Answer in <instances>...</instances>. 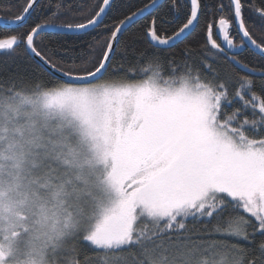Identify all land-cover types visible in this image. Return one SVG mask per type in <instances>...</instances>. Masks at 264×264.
Returning a JSON list of instances; mask_svg holds the SVG:
<instances>
[{"label":"snow or ice","instance_id":"6c2138e0","mask_svg":"<svg viewBox=\"0 0 264 264\" xmlns=\"http://www.w3.org/2000/svg\"><path fill=\"white\" fill-rule=\"evenodd\" d=\"M0 25V264H264V0H23ZM60 33L93 38L60 60Z\"/></svg>","mask_w":264,"mask_h":264},{"label":"trees","instance_id":"16d2710c","mask_svg":"<svg viewBox=\"0 0 264 264\" xmlns=\"http://www.w3.org/2000/svg\"><path fill=\"white\" fill-rule=\"evenodd\" d=\"M73 0H65V3L71 4ZM23 3V0H0V17H3L5 20L11 19L14 15L19 13L20 6ZM44 3H47V0H44ZM78 9H74L73 12H77ZM73 18L72 16H69V19ZM2 29V28H0ZM251 29L255 30L257 34L260 30L259 23H254L251 25ZM26 30V29H23ZM215 32V29H214ZM3 34H9L7 31H0V35ZM95 35V34H93ZM92 36H82L81 38H77V35L70 36V35H54L51 37L45 38V43L48 47H53L56 49H59V52L57 53V57L60 60L67 59L68 53L66 50L69 49H81L87 48L88 43L92 40ZM214 38H217L214 36ZM218 39V38H217ZM218 42L219 39H218ZM204 43V29L203 27L195 34H193L187 41H185L184 44L180 45L177 48L171 49L168 52L164 53V56H174L177 59H180L183 56V50L186 46L188 47H199L202 46ZM146 47V45H144ZM151 51V49H149ZM21 54H23V50L21 49ZM244 59L251 64H258V61L251 57V56H245ZM3 62V57H0V64ZM37 74L43 77L44 79H51L52 76L49 75L45 71L37 70Z\"/></svg>","mask_w":264,"mask_h":264},{"label":"water","instance_id":"95a60500","mask_svg":"<svg viewBox=\"0 0 264 264\" xmlns=\"http://www.w3.org/2000/svg\"><path fill=\"white\" fill-rule=\"evenodd\" d=\"M3 26L2 25H0V28H2ZM60 35H70V36H74V35H76V34H74V33H67V34H64V33H60ZM219 39V38H218ZM220 41V40H219ZM221 42V41H220ZM45 72H47L49 75H51L52 76V74L50 73V72H48V71H46L45 70Z\"/></svg>","mask_w":264,"mask_h":264}]
</instances>
